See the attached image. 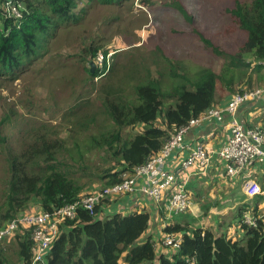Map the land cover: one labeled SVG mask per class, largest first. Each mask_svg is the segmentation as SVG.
I'll return each mask as SVG.
<instances>
[{
    "label": "trees",
    "instance_id": "obj_1",
    "mask_svg": "<svg viewBox=\"0 0 264 264\" xmlns=\"http://www.w3.org/2000/svg\"><path fill=\"white\" fill-rule=\"evenodd\" d=\"M134 1L0 0V75L20 78L28 69L33 73L32 86L37 88L39 82L51 75L43 73L44 69L51 66L57 69L61 59L62 71L59 76L66 82L78 77L76 71L66 67H82L84 64L86 69L87 63V72L94 78L98 75L101 77L104 74H101L102 70L95 62L96 57L100 52L106 57L111 51H99V45L83 44L81 51L78 48L72 53H58L55 43L70 38L72 42L62 43V48L67 49L79 40L80 33L71 30L70 25L82 20L96 3L124 6ZM138 1L150 5L154 0ZM183 4L173 0L171 6L178 8L184 18L193 23L190 10ZM229 12L230 22L236 23L243 34L240 39H236L238 51L234 54H226L213 46L227 63L221 70L226 88H220L218 72L206 67L199 69L195 76L197 79L190 80L186 75L181 80H173L171 85L165 84L155 75L150 76L148 81L133 86V100L127 98V83H114L109 90L115 99L107 104L110 122L103 130L108 134H103L97 144L112 146L116 143L115 153L120 156L124 170L133 172L135 167L147 162L181 125L188 123L192 117H200L207 108L213 106L217 90L227 91L233 96L244 90L264 87V0H235ZM230 31L227 21L223 25L226 37H229ZM247 54H251L253 60H246ZM112 55L113 52L106 61L109 65L106 73L112 68ZM241 84L247 86L240 87ZM199 94H205V97H199ZM129 125H141L142 130L124 139L122 129ZM55 149L51 141L41 139L40 145L34 143L20 155L9 153L11 176L6 188V200L0 204V228L20 213L31 210H27L31 201L38 204L42 211H52L84 195H81L75 181L53 164L49 165L46 174L27 171L31 161L44 153L51 155ZM208 149L216 154V151ZM179 164V160H175L172 167L177 168ZM216 169L210 167L207 169L209 173L198 171L191 175L185 188L192 201L194 191L195 196L204 202L217 200L212 198L210 191L217 194L220 200L229 193H235V189L230 191V187L226 188L230 182L223 180ZM113 170L115 173L108 180L110 185L122 180L115 178L122 167ZM195 174L201 177L197 180L202 181L207 178V174L208 180L213 177L209 183L210 188L207 191L204 189L202 194L199 192L200 185L192 187ZM231 179L234 183V179ZM117 199L105 206L111 209L106 210L101 206L103 201L96 205L94 213L80 206L75 217L61 221L44 264H188L190 257L197 264H264V195L257 194L238 205L235 224L241 234L237 236L228 235L221 229L225 222L218 221L226 216H214L216 214L213 213L217 221L208 226H194L192 221L168 220L162 225V234L158 238L153 233L141 237L154 219L162 223L168 218L167 208L155 202V213L145 207L129 211L119 208L112 210ZM194 202L205 205L202 200L200 203L198 200ZM245 214L256 217V224L245 222ZM166 234L181 237L178 247L163 244L162 236ZM10 238L17 243V264H32L35 242L32 239V228L28 226H21L14 234L0 238V264H14L9 263L1 248L2 242L5 244V240Z\"/></svg>",
    "mask_w": 264,
    "mask_h": 264
},
{
    "label": "rangeland",
    "instance_id": "obj_2",
    "mask_svg": "<svg viewBox=\"0 0 264 264\" xmlns=\"http://www.w3.org/2000/svg\"><path fill=\"white\" fill-rule=\"evenodd\" d=\"M172 1L154 0L150 5H143L135 0L132 4L126 3L124 6L96 3L82 20L70 25V29L78 31L81 38L67 49L62 48V43L72 42V39L55 43L56 51L72 53L78 48L81 51L82 45L85 44V46L99 45L101 46L99 51L113 52L112 62L110 60L112 68L110 67L111 70L101 77L94 78L90 75L87 72V63L86 69L84 64L82 67H66L78 74L77 79L66 82L59 76L62 71L61 59L57 69H53V66L44 69L43 73L51 75L39 82L37 88L32 86L33 73L28 69L20 78L13 79L0 75V204L6 200V188L11 176L9 153L20 155L27 151L30 145L34 143L40 145L41 139L51 141L56 149L51 155L44 153L31 161L27 171L46 174L49 165L53 164L64 170L75 181V185L81 190V195L95 193L110 185L108 180L111 174L115 173L112 169L115 171L122 167L121 172H117L115 176L117 179H125L134 173L123 169L124 164L121 163L120 156L115 153L116 143L112 146L97 144L103 134H108L103 128L109 126L110 122L107 104L115 99L109 93L114 83H127V98L133 100V86L148 81L150 76L155 75L165 84L171 85L173 80H181L186 75L190 80H195L200 68L202 70L210 67L219 74L217 82L220 88H226L221 70L227 63L224 56L218 54L213 46L226 54H234L238 51L236 39H240L243 32L236 23L229 20V10L235 5V0H179L190 10L193 23L187 21L178 8L171 6ZM227 21L231 28L229 37L223 32V25ZM245 59L253 60V56L247 54ZM246 86L247 84L240 85V87ZM200 96L205 97V94H199ZM187 124L181 125L173 134H179ZM141 130V125L126 126L122 129L123 138L128 139ZM213 158V167L222 164L217 154H213ZM216 171L218 172L217 169ZM206 173L209 171L207 170ZM207 176L209 177L208 174ZM219 176L222 177L223 174L220 173ZM197 179L200 178L195 175L192 187L200 185L199 192L202 194L204 189L207 191V188H210L211 179L206 180V178L204 181ZM223 180L233 183L227 176H223ZM136 181L138 183L129 195L124 193L110 196V199L105 200L101 206L105 207L121 195L130 199L141 196L142 180L136 179ZM204 184L207 187L203 186ZM233 185H227L226 188L230 187L231 190ZM195 194L194 191L193 201L198 200L200 203L202 200L205 204L197 203L202 207L199 215L194 214L190 217L187 214L176 215L173 220L177 218V220L192 221L194 226L205 227L215 221L213 212L221 217L225 215L215 211L217 207L232 206L228 204L231 201L226 202L230 198L220 200L212 191H210L212 198L217 200L204 202ZM239 204L241 202L232 208L230 215L218 221V223L225 222L221 229L228 235L241 234L235 224V210ZM129 206L130 204H121L118 208L125 210ZM27 210L39 211L41 208L31 201ZM162 228V223L154 219L141 237L153 233L158 238ZM5 241V244L2 242L1 248L9 263H19L16 240L10 238ZM159 247L161 248L160 244Z\"/></svg>",
    "mask_w": 264,
    "mask_h": 264
},
{
    "label": "built area",
    "instance_id": "obj_3",
    "mask_svg": "<svg viewBox=\"0 0 264 264\" xmlns=\"http://www.w3.org/2000/svg\"><path fill=\"white\" fill-rule=\"evenodd\" d=\"M110 54L108 53L105 57L102 52L98 53L96 63L100 68L108 67L106 61ZM263 92L264 88L262 87L244 90L231 96L223 107H210L200 117H192L179 134H173L177 130L173 132L157 154L144 164L137 166L134 173L125 179L106 186L95 193L84 194L80 199L56 207L52 211L24 212L0 228V238L14 234L21 226L31 227L32 239L35 242L32 264H44L61 221L75 217L80 206L94 213L96 205L106 199L109 200L110 196L130 194V191L136 187L138 182L136 179L142 180L140 193L142 197L149 198L157 204H163L167 208L168 218L162 221V225L168 220H173L176 215L187 214L188 217L192 216L190 212L193 203L185 186L194 172H206L205 170L213 167L214 158L213 152L207 148L204 141H196L192 144L186 142L184 136L193 125L201 120L209 119V117L222 120L226 113L231 116L230 134L227 141L215 152L222 162L216 166L218 175L222 173L223 176L233 178L236 181L240 179L241 188L247 196L246 198L250 199L261 194L263 192L261 186L254 178L245 173V168L253 161L261 157L264 158V129L258 125L245 126L239 120L237 112L249 100L260 98ZM176 159L179 160L180 164L174 168L171 162ZM239 176L240 178H238ZM219 210H222V214H227V211ZM244 216L245 222L256 224V217L250 214ZM162 239L163 244L172 247H178L181 242L180 236L171 234L163 235ZM188 264L197 263L193 257H190Z\"/></svg>",
    "mask_w": 264,
    "mask_h": 264
},
{
    "label": "crops",
    "instance_id": "obj_4",
    "mask_svg": "<svg viewBox=\"0 0 264 264\" xmlns=\"http://www.w3.org/2000/svg\"><path fill=\"white\" fill-rule=\"evenodd\" d=\"M230 98H231V95L227 91L217 90L216 99H215V102L213 105L223 107ZM237 116H238L239 120L245 126H256V125H258V126L264 127V92L261 95V97L258 98L257 100H249L248 102L243 104L240 107V109L238 110ZM230 118H231V116L228 113H226L222 120H218L216 118H210V117H209V119H207V118L203 119L200 122L193 125L186 132V134L184 136V140L186 142H189L192 144H194L196 141L202 140L206 143V146L208 148H210L213 151H217L221 148V146L227 140V138L230 134V126H229ZM213 169L214 168H212V170ZM245 173L249 177L254 178L259 183V185L261 186L262 191H263L260 195H264V158L261 157L258 160H255L252 163H250L245 168ZM217 174H218V172H217ZM195 175L197 176V174H195ZM199 178H201V177H199ZM206 180H208V176H207ZM234 181H235L234 185H233V183H230V185L234 186V187H232V190L236 189L235 193L234 194L229 193L227 195V197L224 198V199L230 198V199H227L226 202L231 201V203H228V204H231L232 206H221V207H217L215 210L219 213L222 212V210H219V209H223V211H227V214L224 216L231 214L232 208L235 207L236 204H238L240 202L247 201L245 193L243 192V190L241 188V180L239 179L238 181H236L234 179ZM203 186H205V184ZM232 190H230V191H232ZM192 193H193V190H192ZM125 195H121L119 197V199H117V201H115V204H114L115 209H118V205L130 204L128 209H125V210L129 211V210H133L135 208L145 207L146 209H150L153 212H155V202L150 200L149 198L146 199L142 196H139L137 198L135 197V198L130 199L128 197H125ZM192 203H193V206H192V211L190 213H192L193 216H194V214L199 215V211H200V209H202V207H199L197 202L192 201ZM104 208L106 210H108L106 207H104ZM224 209H226V210H224ZM214 214H216V213H214ZM214 216H217V214ZM214 220L217 221L216 218H214Z\"/></svg>",
    "mask_w": 264,
    "mask_h": 264
},
{
    "label": "clouds",
    "instance_id": "obj_5",
    "mask_svg": "<svg viewBox=\"0 0 264 264\" xmlns=\"http://www.w3.org/2000/svg\"><path fill=\"white\" fill-rule=\"evenodd\" d=\"M110 53H112V52H110ZM95 62H96V60H95ZM99 67V66H98ZM100 68V67H99ZM109 68V65H108V67H104V68H101V74H105L106 73V71H107V69ZM99 76V75H98ZM97 76V77H98ZM109 186V185H108ZM106 200H108V199H106Z\"/></svg>",
    "mask_w": 264,
    "mask_h": 264
},
{
    "label": "water",
    "instance_id": "obj_6",
    "mask_svg": "<svg viewBox=\"0 0 264 264\" xmlns=\"http://www.w3.org/2000/svg\"><path fill=\"white\" fill-rule=\"evenodd\" d=\"M91 64H92V67H93L94 66V62H92ZM92 70H94V69H92Z\"/></svg>",
    "mask_w": 264,
    "mask_h": 264
}]
</instances>
